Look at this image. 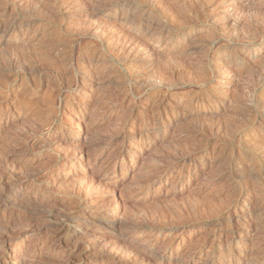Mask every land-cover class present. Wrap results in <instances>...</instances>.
<instances>
[{
    "label": "rangeland",
    "instance_id": "374dc122",
    "mask_svg": "<svg viewBox=\"0 0 264 264\" xmlns=\"http://www.w3.org/2000/svg\"><path fill=\"white\" fill-rule=\"evenodd\" d=\"M49 1L0 29V264H264V0Z\"/></svg>",
    "mask_w": 264,
    "mask_h": 264
},
{
    "label": "bare ground",
    "instance_id": "6f19581e",
    "mask_svg": "<svg viewBox=\"0 0 264 264\" xmlns=\"http://www.w3.org/2000/svg\"><path fill=\"white\" fill-rule=\"evenodd\" d=\"M19 0H0V29L1 30H3V33H7V32H17V31H19L20 30V28H22L23 27V22H20V21H17V20H14V19H11V18H8V13H10V12H13V11H15L16 9H17V7H18V5H19V2H18ZM60 2V0H50L49 2H47V3H45V4H42L41 6H37V7H35V9H34V13H37V14H42V15H45V16H53L54 14H55V9H56V7H57V5H58V3ZM243 8H244V6H242ZM2 8V9H1ZM55 16V15H54ZM28 25H32L33 24V21H28V23H27ZM260 25V24H259ZM33 26V25H32ZM167 26V25H166ZM253 26V25H252ZM161 28V27H160ZM176 29V28H175ZM171 30H172V27H169V26H167V27H164L163 28V31H168V33L169 32H171ZM177 30V29H176ZM250 30V29H249ZM251 31V30H250ZM256 32V31H255ZM166 33V32H165ZM259 33V32H258ZM172 34V33H171ZM256 34H257V32H256ZM160 35V34H159ZM171 36V35H170ZM259 36H260V34H259ZM232 41V40H231ZM239 42V41H238ZM238 42H236V43H238ZM242 42V41H241ZM231 43V42H230ZM245 43V42H244ZM232 44V43H231ZM239 44V43H238ZM241 44V43H240ZM234 47V46H233ZM235 48V47H234ZM232 51V50H231ZM238 51H240V50H238ZM239 54V53H238ZM236 56V55H235ZM226 57V56H225ZM224 57V58H225ZM226 61L224 60V63H225ZM241 62V61H240ZM229 65V64H228ZM90 68V67H89ZM263 73V72H262ZM259 75V74H258ZM261 76V75H260ZM257 76L255 75V78H256ZM262 78H263V76H262ZM256 80H257V78H256ZM259 80V79H258ZM257 82V81H256ZM251 85V84H250ZM253 86L255 85V84H252ZM251 85V86H252ZM251 89V88H250ZM250 98V97H249ZM250 99H252V98H250ZM252 101V100H251ZM253 124V123H252ZM241 135V134H240ZM238 137V136H237ZM45 142V141H44ZM49 142V141H48ZM194 159V158H193ZM172 165H170V167H171ZM169 167V168H170ZM163 171H165V170H163ZM167 171V170H166ZM33 175V174H32ZM35 175V174H34ZM3 178V176L0 174V181H1V179ZM34 178H35V176H30L29 177V179L28 180H34ZM21 182H23V180L22 181H20L19 183H21ZM241 195V194H240ZM249 195V194H248ZM238 200V199H237ZM80 212V209H77L76 211H75V213L74 214H78ZM104 214H107V213H104ZM104 214H101V215H99L97 218H95V219H93L92 221H93V223L94 224H99V223H101L106 217H108L107 215H109V214H107V215H104ZM64 217V222H67V221H69L72 217H73V215H65V216H63ZM113 221V220H112ZM114 222V221H113ZM30 227L32 228V229H34V228H36L37 226L36 225H34V224H32V225H30ZM45 230H46V228H45ZM25 235V233H23V234H21L20 236L22 237V236H24ZM236 247V246H235ZM264 249V248H263ZM253 252V251H252ZM251 252V253H252ZM233 253V252H232ZM236 253V252H235ZM259 253V252H258ZM257 253V254H258ZM236 256V255H235ZM252 256V255H251ZM223 259V258H222Z\"/></svg>",
    "mask_w": 264,
    "mask_h": 264
}]
</instances>
